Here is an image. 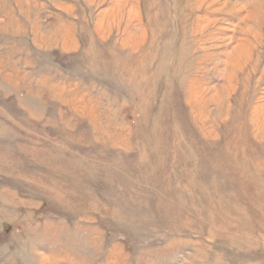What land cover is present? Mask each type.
<instances>
[{"label": "rangeland", "instance_id": "obj_1", "mask_svg": "<svg viewBox=\"0 0 264 264\" xmlns=\"http://www.w3.org/2000/svg\"><path fill=\"white\" fill-rule=\"evenodd\" d=\"M0 264H264V0H0Z\"/></svg>", "mask_w": 264, "mask_h": 264}]
</instances>
